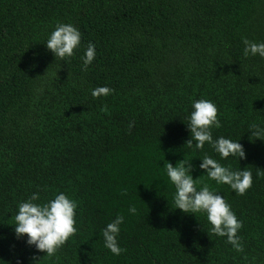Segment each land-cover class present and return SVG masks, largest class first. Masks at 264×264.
I'll return each instance as SVG.
<instances>
[{
  "label": "trees",
  "instance_id": "1",
  "mask_svg": "<svg viewBox=\"0 0 264 264\" xmlns=\"http://www.w3.org/2000/svg\"><path fill=\"white\" fill-rule=\"evenodd\" d=\"M58 22L81 33L63 60L44 46ZM243 37L264 42V0H0V260L264 264V137L250 134L264 128V58L243 56ZM88 42L96 56L82 70ZM98 86L112 91L93 97ZM201 98L217 108L213 139L238 140L244 159L184 145L185 117ZM205 154L249 170L251 186L237 195L208 180ZM182 159L197 189L207 183L241 221V250L203 214L174 209L163 164ZM33 192L77 202L76 232L53 256L14 238L16 206ZM117 214L123 251L113 255L100 233Z\"/></svg>",
  "mask_w": 264,
  "mask_h": 264
},
{
  "label": "clouds",
  "instance_id": "2",
  "mask_svg": "<svg viewBox=\"0 0 264 264\" xmlns=\"http://www.w3.org/2000/svg\"><path fill=\"white\" fill-rule=\"evenodd\" d=\"M80 41L81 33L78 28L71 23L58 22L48 34L44 46L54 57L63 60L73 55V50L79 47ZM242 44L244 45L243 56L264 58V42H254L243 37ZM95 48L94 43L88 42L81 57L82 70H86L95 58ZM111 91L112 89L107 86H98L91 89L90 94L93 97L107 96ZM185 120L189 138L184 145L186 144L190 149L200 150L207 143L221 159L230 156L238 159L245 158L243 146L238 140L223 136L213 139L211 129L219 128L220 121L217 119L216 105L211 100L203 98L193 100L191 111ZM250 134L260 139L264 137V128L252 125ZM199 161L198 167L202 170V175H206L208 180L214 181L217 185H227L237 195H243L252 184V173L245 168L232 170L207 154ZM163 168L168 182L174 188L172 195L174 209L194 217V214H203L211 233L226 238V243L237 251L241 250L242 245L237 234L241 228V221L231 210L230 205L225 202L223 196L210 190L207 183L197 189V178L193 179L191 175L192 165L189 160L182 159L175 165L165 161ZM76 208L77 202L64 192H58L51 199L44 201L40 200L38 192H33L16 206L11 225L14 238L23 239L27 246L33 247L37 252L53 256L76 232L74 226ZM136 211L135 206H129L130 214H135ZM123 221L124 216L117 214L101 229L103 246L113 255H119L123 251L117 243V235Z\"/></svg>",
  "mask_w": 264,
  "mask_h": 264
}]
</instances>
